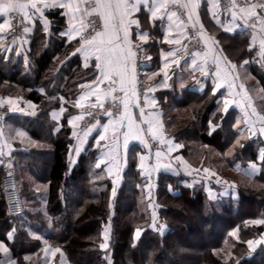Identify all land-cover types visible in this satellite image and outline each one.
I'll return each instance as SVG.
<instances>
[{"label":"trees","instance_id":"obj_1","mask_svg":"<svg viewBox=\"0 0 264 264\" xmlns=\"http://www.w3.org/2000/svg\"><path fill=\"white\" fill-rule=\"evenodd\" d=\"M46 15L52 21L50 31L45 30L40 19L36 20L28 53L33 59L28 67L23 55L14 52L7 55L0 49V85L5 82L12 89L26 90L23 96L39 106L35 116L10 114V120L32 138L46 140L51 146L50 149H17L28 160L29 172L49 184L46 212L50 224L42 211L32 214L25 208L23 215H8L0 185V239L13 255L18 260L24 259L42 247L43 240H50L66 255L65 261L57 260L54 264H264V244L251 250L246 243L264 231V224L250 223L252 219H264V187L238 185L237 198L228 195L211 199L203 185H184L185 176L161 172L156 188L160 204L157 225L167 226L161 231L150 227L148 213L144 211L145 179L138 167L137 145L129 149L128 165L113 210L110 206L113 181L103 166H97L98 149L89 144L71 165L69 152L73 138L68 117L74 109L67 106L57 130L50 111L62 103L53 95L76 98L81 85L96 72L85 68L78 54L73 55L77 42H69L61 35L66 27L62 11L52 10ZM217 34L229 56L241 59L255 55L254 48H249V32L232 36L218 30ZM59 59L63 60L59 62ZM251 70L264 86V71L257 64L251 65ZM159 99L167 114L168 104L181 109L169 115L168 127L175 115L190 113L185 126L172 132L185 148H189L190 141L198 139L220 150L227 166L241 174L245 173L243 168L257 162L261 168L253 181L264 184V162L259 151L262 142L240 133L235 110L226 113L217 110L218 94H213L211 88L202 93L187 88L181 94L170 89L160 92ZM211 122L216 125L213 131ZM1 173L0 169V178ZM108 222L111 224L109 247L102 249L103 228ZM217 225H220L218 231ZM13 227L15 233L10 239ZM138 227H143L139 238L135 234ZM236 228L240 242L234 245L230 259L225 260L217 252L226 241L234 240L231 233ZM31 231L41 234L42 239H34Z\"/></svg>","mask_w":264,"mask_h":264},{"label":"crops","instance_id":"obj_2","mask_svg":"<svg viewBox=\"0 0 264 264\" xmlns=\"http://www.w3.org/2000/svg\"><path fill=\"white\" fill-rule=\"evenodd\" d=\"M46 2L51 3L52 0H46ZM56 2L70 3L73 7H48L43 10L45 13L57 9L62 11L66 20V27L62 32H67L72 26H75L79 30L77 33H73L76 39L71 40L77 42V48L81 46L79 43L81 35L88 36L90 33L94 34L92 32L93 26H95L96 31L103 30V21L98 15L93 14L88 16L85 13V0H56ZM102 2L116 4L121 2V0H102ZM128 2L130 5H136V9L126 19L139 20V28L136 25L129 26V39L133 46V51H136V46L142 49L136 52L134 72L135 92H133V86L128 83L125 84L126 92L120 91L118 80L114 85L116 89L114 92H109L110 84L107 80L99 85V93L95 91L94 87L89 91L90 86L95 83L94 77L98 74V70L95 68V56L94 54H90L87 66H85L84 54L77 53L82 60L83 66L94 69L96 73L93 78L81 85V91L73 101L76 111L68 117V125L71 127V137L73 138L69 152L71 165L77 161L79 155L91 144L93 148L98 149L97 165L104 167L107 175L112 178L113 185L119 188L122 183L123 172L128 165L129 149L132 145H137L140 148L138 167L142 176L148 181L145 189H150L149 185L153 186L159 173L165 172L172 175L185 176L187 185H203L211 199L228 195L237 198L238 185L236 183L216 181L212 183V186H209L202 179L196 180L190 175L188 172L190 166L185 161L183 145L176 140L171 131H168L167 119H169V116H166L167 113H165V109L160 102L159 93L175 89L181 94L187 88L202 93L208 87L213 92L217 82L223 83L224 86L215 92V94H218L217 100L221 111L226 113L224 111V99L233 101L228 107V111L235 110L238 113L240 133L251 139H259L262 142L259 151L260 153L264 151V134L260 132V129L264 127V122H261L259 119V117L264 116V113L261 112L257 101L253 98L246 83V80H249L248 76L252 75L251 65L257 64L264 70V55H262V50L261 52L255 51L253 57L233 58L229 56L225 50L223 40L217 34L218 30L232 36L249 32V48H254L255 50V44L258 41L261 44L264 42V8L260 7L264 5V0H246L247 4L245 6L229 13L221 12L216 0H128ZM37 3H41L42 6V0H37ZM192 3L197 5L194 10L190 6ZM77 4H79V11L75 7ZM159 4H166L167 7L161 8L157 13V18L153 20L151 18V10ZM185 4H188L189 7H184ZM175 5L187 9L188 14H191V19L199 28L202 39L207 43L209 48L207 53H201L196 50L193 54L186 55L184 53L187 39V25L180 19ZM252 5L256 6L252 9L256 13L255 16L241 11V9H248ZM93 6L87 4L88 8ZM27 11L29 16L27 18V28L29 31L26 32L24 38H19L15 43L6 44L11 24L7 28L0 29V45H5L4 47H6L8 53L15 51L17 54H26L27 50L30 49L31 35L36 27L37 19H40L44 28L45 21H47L48 27L45 30L50 31L51 19L47 16H44L45 18L41 17L40 13L36 12L35 9L29 8ZM233 12L236 15L235 20H233ZM172 13H175V15L169 20L168 16ZM10 15L0 16V24H3L5 20L10 21ZM253 17L256 18L259 24L257 36L251 34L247 25L248 21ZM81 23L84 25L83 28H81ZM116 23L119 24V13L116 16ZM226 28L230 30L226 31ZM139 32L148 33L146 42L138 38ZM120 35L123 36L122 31ZM64 36L69 41L68 36ZM166 39L173 42H165ZM169 52L174 53V55L168 56L167 53ZM193 61L197 65L195 71H193ZM166 63L168 64L167 68L164 67ZM231 65H235V69H232ZM132 66L130 63L129 68H132ZM200 67H203L209 73L207 77L202 75L199 70ZM217 69L221 73L220 77L215 75ZM165 73H167V76ZM225 74H227L226 81L223 79ZM131 78L129 76V79ZM240 85H243V88ZM97 95H99V100L96 99ZM81 96L84 97L83 100H80ZM152 100L156 101L155 105L151 103ZM77 101L80 102L81 107H76ZM114 101L120 103L121 112L119 115H112L111 118L105 116L96 120L95 123L88 127L82 126L83 121L89 115V111H86L87 108H91L93 104L99 105L101 102L105 104ZM125 101L127 102V109L124 107ZM4 102L7 101L0 98V103L3 104ZM24 104L28 105L30 109H15L12 113L18 115V117L26 115L35 116L38 111V105L28 99L25 100ZM62 108L64 109L63 112L61 111ZM142 109L143 113L141 112ZM66 110L67 108L63 105L51 111L53 120L60 123L58 128L62 125L61 121L64 118ZM253 110H255L254 113ZM53 113H55V118L53 117ZM77 116L82 118L76 120L75 117ZM97 121L100 122V126L94 127ZM149 121H152L151 128L156 132L155 136L149 130ZM157 121L162 123V129L157 128ZM129 123L132 125L131 132H128ZM105 127H107L106 132L104 131ZM89 128L92 129L91 132L88 131ZM253 130L255 131L253 132ZM101 135L105 137L104 140H100ZM0 139L2 143L6 141L10 144L5 134L2 135L1 132ZM126 140L127 145H125ZM151 140L161 145H164L167 141H171L172 143H167L169 149L165 150L155 148ZM175 145H181V147L177 148ZM77 149H79V152L76 151ZM157 152L160 153L159 156H157ZM141 157H143V160H141ZM253 163L256 164L255 172L252 171L250 164L243 168L242 171L248 174L251 173V176L258 174L261 166L257 162ZM45 186L47 191H49V184L46 183ZM10 239H13V237ZM260 241L262 242L257 243L252 250L264 244V237Z\"/></svg>","mask_w":264,"mask_h":264},{"label":"rangeland","instance_id":"obj_3","mask_svg":"<svg viewBox=\"0 0 264 264\" xmlns=\"http://www.w3.org/2000/svg\"><path fill=\"white\" fill-rule=\"evenodd\" d=\"M246 4L247 3H245L243 6H245ZM44 16H47V15L43 10V17ZM14 17L20 18L21 21H23V23H22L23 26L21 27V31L20 30L16 31L13 29V18ZM250 20L254 22L255 27L258 29L259 24H258V21L256 20V18L253 17ZM191 21H193V20L191 19ZM192 23L194 24V22H192ZM10 24H11V28H10V32L8 33V36H7L6 44L7 43L8 44L15 43L19 38H24V36L26 35V32L23 31V28L28 26L27 19H25L23 17V15L15 13V12H13L10 15ZM36 28H37V23H36V27H35L32 35H31V38H32L33 34L35 33ZM31 41H32V39H31ZM203 42L207 47V49H206L207 51L205 52V53H207L209 48L207 46V43L204 40H203ZM4 46L0 45V49H2L1 51L5 52L7 55H9L6 47H4ZM29 50H27L25 55L24 54H17V52L12 51L15 53V55H23L24 56L23 60H24L26 67H28L27 66L28 62L33 59V57L28 55ZM194 51L193 50L187 51V48H185L184 53H186V55H189V54H193ZM196 51H198V50H196ZM255 51H256V49H255ZM62 60L63 59H59L58 61L60 62ZM261 70L264 71L262 68H261ZM248 77H249V80L248 81L246 80V83L248 85L250 93L253 95V98L257 101V103L261 109V112L264 113V86L258 80L257 76H255L253 74V72H252V75L248 76ZM25 91L26 90L18 88V87L15 89H12L11 87L7 86V84L5 82H2V84L0 85V98H3V99H5V101H7V102H4L3 104L0 103V132L2 135L5 134L7 140L11 144V145L8 144L6 141H4L3 143H5V144H3L2 140L0 139V169L2 172V168L6 163L11 162V161L15 163V165L18 168L17 172H18V176H19V180H20V184H21L22 195H23V191H24L23 199H24V204H25L26 210L27 211L29 210L30 213H32V214L37 213L39 211H42L47 217L46 222H48V224H50L51 218L49 216H47V212H46L47 197H48V193H49V191H47V188L45 186L46 183L39 181L37 178H35L29 172L28 160H26L24 155L17 153L18 150L16 149V148H22V149L23 148H25V149H33V148L34 149H41V148L47 149L48 148L49 149L50 145L48 144V142L46 140H36V139L32 138L26 131H24L21 127H19L17 124H15L9 118L10 114H13L12 111H15V110H13V108H15V109H20V108L21 109L22 108L30 109V107L28 105L24 104L25 100H27L23 96ZM53 96H54V98H59L62 101L61 106L64 105L66 108H67V106L71 107L74 109L73 113H75L76 108H74V106H73V103H74L73 101L75 100V98L67 99V98H65V96L60 95V94H55ZM9 100L15 101L16 102L15 105L13 106L12 104H9L8 103ZM167 107H168L167 108L168 114L166 116H169L171 114L172 115L176 114L175 111L181 112V109L176 108L174 105L168 104ZM94 108H96V107L87 108L86 111L92 110ZM218 109L220 111L221 107L219 106L217 108V110ZM37 110H38L37 111V113H38L39 112V106H37ZM51 111H50V115H51ZM185 111H187V110H185ZM182 113H183V111H182ZM89 114H91V112ZM189 114L190 113L184 112L183 114H179V115L177 114L178 116L175 115V117H173V119L171 121L172 123L170 124V127L167 126L168 131L173 132L177 128H179L181 126H185V124L190 119ZM52 120H53V118H52ZM55 122L57 123L56 129L58 130L59 129L58 125L60 123L57 121H55ZM83 123H84V121H83ZM83 123H82L83 127H88L89 125L95 123V121L92 123H89L87 125H84ZM211 123L212 124H211L210 130L213 131L216 128V125L214 122H211ZM21 132L24 133V135H22V136L19 135V133H21ZM179 142H181V141H179ZM189 143H190V146L188 149L185 148L184 144L182 143L183 154L185 156L184 157L185 161L190 166L188 172L190 173V175H192V177H194V179H196V180L202 179L209 186H212V183H215L216 181H221V182H226V183H228V182L229 183H236L237 185H242L244 187L247 186V187L256 188V189H258L260 187L261 188L264 187L263 186L264 184H259V183H256L255 181H253V178L255 175L251 176V173L248 174L247 172L241 174V173L233 171L229 166H227V163L224 159V155L220 150L214 149L208 145H204L198 139H193ZM158 144H160V143H158ZM17 145L19 147H17ZM163 146H164V148H159V149H165V150L169 149V146L167 143H165ZM155 148H157V146H155ZM251 164L252 163H250V165ZM204 169H208V171L206 172V171H204ZM158 178H159V175L155 179L153 186L151 187V185H149L150 189H148V190L145 189V186L148 183V181L144 178L145 183H144V196H143V205L144 206L143 207H144V211L146 213H148L147 216L149 217L148 223H149L150 227L152 229H155V230L160 229L161 231H165L167 229L166 224L162 223L159 226L157 225V221L160 219V216H159L160 204H159V201L157 198V191H156V188L158 186ZM122 181H123V179H122ZM182 184H184V185L187 184L186 178L182 180ZM113 189H115V194H113ZM117 190H118V187L113 185L112 190H111V194H110V206H111L112 210H113L114 199H115V196L117 194ZM174 191H178V190H174ZM190 213H192V212H190ZM154 217H155V219H154ZM34 218L39 219L38 216L37 217L35 216ZM253 220H255V219L250 220V223ZM219 226L220 225H217L215 228L217 231L220 228ZM13 229H14V233H15V227H13ZM137 230H139L140 233H142L143 227L136 228L135 234H136ZM233 232H236V235L233 236L234 240L232 242L226 241L224 243L222 249L218 250V252H217V254L225 260L230 259L229 256L232 253L231 251L233 250L234 245L236 243L240 242L239 235H238V228L234 229ZM10 233H13V230ZM14 233H13V236H14ZM30 233L32 234V237L34 239H38V240L42 239L41 234H38V233L32 232V231ZM110 235H111V224H110V222H108L104 225L103 241L101 243V244L106 243L107 247L102 248V249H108ZM216 236H217V233H216ZM106 237H107V239H106ZM263 237H264V231L262 233H260L258 236L249 238L247 241H249V240L260 241ZM43 241L45 244L42 247H40L37 251H35L31 254H28L27 256H25L24 259L18 260L13 255L10 247L7 246L0 239V243H3L8 248L7 254L4 253L3 251H0V264H5V261H7L9 258L14 262V264L15 263L16 264H24L25 261L27 263H30V261H32L33 264H54L57 260H64V261L66 260V257H65L66 255L60 249L59 246L52 244V242L50 240H43ZM247 241H246V243H247ZM256 244L257 243L253 244V246L251 248L248 246L249 249L252 250V248L255 247ZM56 249H59V251H56Z\"/></svg>","mask_w":264,"mask_h":264},{"label":"snow or ice","instance_id":"obj_4","mask_svg":"<svg viewBox=\"0 0 264 264\" xmlns=\"http://www.w3.org/2000/svg\"><path fill=\"white\" fill-rule=\"evenodd\" d=\"M89 3V0H85V13L88 16H91L93 14L98 15L101 20L103 21V30L102 31H96L95 26L92 27V32L94 34H89L88 36H80V47L76 49V52L73 53V55L77 53H83L85 57V66H87V60L89 58L90 54H94L96 64L95 68L98 70V74L96 77H94V85L90 86L89 91L92 90V88H95V91L99 93L100 88L99 85L104 83L106 80L109 81L110 88L109 92L116 91L114 85L117 83V80L120 84V91L126 92L125 84H131L133 86V92H135L134 87V72H135V59H136V52L141 51L142 49L139 46H136V51H133V46L131 44V41L129 39V26L136 25L137 28H139V20L138 19H126L131 12L136 9V5H130L128 0H121V2H118L116 4L112 3H103L102 0H95V4L93 7L88 8L87 4ZM233 6H235V0H232ZM191 8L194 10L197 5L195 3H192ZM218 6V5H217ZM48 7H73V5L65 4V3H57L56 0H52L51 3L46 2V0H42V6L41 3H37V0H0V16H9L13 12L22 14L25 19L29 18L28 16V9H35L36 12L40 13L41 17H43V9ZM76 10L79 11V4L76 6ZM166 4H159L157 6H154L151 10V18L155 20L157 18V13L160 11L161 8H166ZM184 7H189L188 4H185ZM255 5H252L248 9H241V11L248 12L250 15L255 16L256 13L252 11L253 8H255ZM261 8H264V5L260 6ZM119 13V24L116 23V16ZM175 13H172L168 16V19L171 20L172 16H174ZM233 20L236 19L235 12H233ZM215 16V14H214ZM191 18V14H190ZM162 19V17H161ZM23 23V21H21ZM10 24L9 20H5L3 24H0V29L7 28ZM48 24L47 21H45V29H47ZM84 25L81 23V28H83ZM226 31L230 29H225ZM24 32L29 31L27 27L23 28ZM79 30L72 26L70 30L67 32H62L61 35H67L69 38V41L72 39H76V36L73 35V33H77ZM121 31L123 32V36L120 35ZM138 38L147 41L148 39V33L146 32H139ZM165 42H173L169 40H165ZM261 50L262 55H264V42L261 44ZM168 56L174 55V53L169 52L167 53ZM132 64V68H129V64ZM247 63V61H245ZM165 68L168 67V64L166 63ZM235 65H231L232 69H235ZM197 68V65L195 64V61H193V71H195ZM200 72L203 76L207 77L209 73L205 71L203 67L199 68ZM167 76V73H165ZM215 75L217 77L221 76V73L219 69H217ZM129 76L132 78L129 79ZM223 79L227 80V74L223 77ZM223 83L217 82L214 86L213 94H215L216 91H218L221 87H223ZM231 87V85H230ZM241 88H243V85H240ZM151 91V89H149ZM84 97L81 96L80 100H83ZM97 100H99V95L96 97ZM115 99V98H114ZM9 104L15 105V101L9 100ZM151 103L155 105L156 101L152 100ZM233 103V101H230L228 99H224V111H228V107L230 104ZM101 107L103 108V103L101 102L99 105L93 104L92 107ZM76 107H81V104L79 101L76 103ZM124 107L127 109V102H124ZM15 110V108H13ZM61 111L63 112L64 109L62 108ZM255 110H253L254 113ZM143 113V109L141 110ZM108 117L111 118L112 112H106L105 113ZM247 115V113H246ZM53 117L55 118V113H53ZM82 117L77 116L75 117L76 120L81 119ZM261 122H264V116L259 117ZM71 123V121H70ZM157 123V128L162 129L163 125L162 123ZM150 128L149 130L153 132V135H156V132L151 128L152 121H149ZM100 126V122L97 121V124L94 125V127ZM89 132L92 131L91 128L88 130ZM104 131H107V127L104 128ZM132 131V125L129 123V129L128 132ZM255 130H253L254 132ZM260 132L264 134V127L260 129ZM19 135H24V133H19ZM75 135V133H73ZM127 136V133H126ZM105 137L103 135L100 136V140H104ZM167 143L171 144V141H167ZM239 143V142H237ZM125 145H127V140L125 141ZM240 147H243V144L239 145ZM175 147L179 148L181 145H175ZM171 150V149H170ZM79 152V149L76 150ZM160 153L157 152V156H159ZM141 160H143V157H141ZM260 160L264 162V151L260 153ZM99 166V165H97ZM253 172L256 171V164L253 163L250 165ZM204 171H208V169H204ZM113 194H115V189H113ZM155 219V217H154ZM252 224H264V219L262 220H253L251 221ZM14 233V230H13ZM13 233L9 234V238H12ZM140 231L137 230L136 237L139 238ZM231 235L235 236L236 232L231 233ZM107 239V237H106ZM262 241H247L248 246L251 248L253 244L255 243H261ZM101 248H106L107 245L101 244ZM0 251H3L4 253H8V248L3 244L0 243ZM56 251H59V249H56ZM5 264H14V262L9 258L7 261H5Z\"/></svg>","mask_w":264,"mask_h":264},{"label":"built area","instance_id":"obj_5","mask_svg":"<svg viewBox=\"0 0 264 264\" xmlns=\"http://www.w3.org/2000/svg\"><path fill=\"white\" fill-rule=\"evenodd\" d=\"M218 8L223 13L232 12L238 8H241L246 0H235V6H233L232 0H216ZM89 5L93 6L95 4V0H89ZM176 10L179 13L180 19L187 25V39H186V48L187 51L198 50L201 53H205L207 50L206 45L203 42L202 37L200 36L199 29L195 26L190 19V15L188 14V10L175 5ZM248 29L252 35H258V29L255 27L254 22L249 20ZM23 24L21 23V19L14 17L13 18V29L16 31H21V27ZM255 49L257 52L261 51V42L258 41L255 44ZM112 112L113 116L119 115L121 111L120 103L118 101H114L112 103L103 104V108L96 107L92 110H89V114L85 120L84 125L92 123L96 120L107 116L106 112ZM154 147L164 148L163 145L158 144L151 140ZM1 192L2 197L5 203L6 211L10 216H20L25 213V204L21 191V184L17 172V167L14 162H8L3 166L2 174L0 178Z\"/></svg>","mask_w":264,"mask_h":264}]
</instances>
